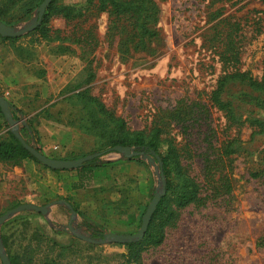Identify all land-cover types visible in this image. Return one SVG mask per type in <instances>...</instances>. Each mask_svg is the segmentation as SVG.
I'll return each instance as SVG.
<instances>
[{
  "label": "rangeland",
  "instance_id": "obj_1",
  "mask_svg": "<svg viewBox=\"0 0 264 264\" xmlns=\"http://www.w3.org/2000/svg\"><path fill=\"white\" fill-rule=\"evenodd\" d=\"M60 1L84 11L75 20L52 19L51 41L26 46L32 59L37 56L46 67L44 78L36 80L34 71L20 68L21 90L1 92L14 109L13 119L37 131L34 141L19 129L21 139L49 158L75 160L100 153L95 138L79 129V116L92 114L86 99L77 106L66 100L87 91L113 119L124 122L128 137H156L162 156L168 146L176 152L182 170L172 165L167 200H173L187 177L197 189L194 202L173 209L163 243L140 252L141 264H264V127L254 123L264 122V92L239 102L235 121L212 103L223 76L238 71L261 81L264 0H118L143 5L146 13L140 16L116 14L110 5L100 11L97 0L89 6L87 0ZM244 91L232 85L223 98ZM9 135L0 113V143ZM114 147L98 158L101 164L122 158L109 151ZM16 163L0 160V217L22 205L51 203L42 176L48 169L39 162ZM135 166L152 188L148 193L136 187V228L122 226L125 214L115 212L119 204L114 208L109 201L117 196L104 190L100 198L109 208L104 234L136 235L143 206L162 194L159 168L156 175L153 169L149 173L144 159ZM118 187L131 190L132 185L120 178ZM165 195L164 189L161 198ZM52 231L35 212L16 213L0 226V248L10 264H120L125 245L131 244L98 245L78 238L61 243ZM53 244L71 248L61 251Z\"/></svg>",
  "mask_w": 264,
  "mask_h": 264
},
{
  "label": "trees",
  "instance_id": "obj_2",
  "mask_svg": "<svg viewBox=\"0 0 264 264\" xmlns=\"http://www.w3.org/2000/svg\"><path fill=\"white\" fill-rule=\"evenodd\" d=\"M43 1L44 0H0V22L7 27H12L20 22H23L33 14L35 9L40 7ZM92 1L93 0H87V6L91 5ZM96 2L98 3V9L100 11L105 10L107 8L106 6L110 5L116 14L124 15L126 13H136V15L140 16L146 13L143 5H136L135 7L132 3L126 4L119 2L118 0H97ZM83 11L84 7H79V5H65L61 3L60 0H52V2L45 9L40 19L39 25L34 31L29 33L28 36L24 37V39H29L30 43H27V46L34 47L41 42L47 43L51 41L52 38L49 24L52 19L60 18L65 21L75 20L82 17ZM143 22L145 21L143 20ZM146 31L148 32V30ZM18 40V38L3 39V41L10 43L14 50V54H16L19 59L22 61H30L34 54L30 52L28 48L26 49V47L17 46L16 43ZM42 74H40V77ZM232 85L243 87L245 91L239 93L236 97H232V99H226L227 97L224 99L223 95L226 89ZM246 89H248L250 92L248 93V90ZM259 91L264 92V75L262 76L260 82H256L248 77V74L236 71L234 74L223 76L217 82V87L212 93V103L219 111L226 112L228 118L231 121H235L237 120L236 106L239 104V102L245 103L246 100H254V98L251 97L253 92ZM82 99H86L87 109H91L92 114H90L88 117L85 115L79 116V129L84 134L95 138L99 149L98 151L101 155H104L106 153V149L109 147H129L134 149V152L137 153V156L148 155L152 158L157 157L162 164V173L167 179L164 187L166 195L161 198L160 202L158 203V206L151 217L142 240L136 243L126 244V253L121 256L122 262L120 264H141L138 260L140 252L145 247H157L163 243L164 229L173 219V209L183 208L186 205L194 202L197 196V189L193 186V182L187 177L184 179L180 190L175 194L173 200H167L172 190V186L168 181V175L171 171V167L174 165L176 166V169L182 170L178 161V157L176 156V152L171 149L172 147L168 146L167 150L164 152L165 155L162 156L159 151V142L156 140V137L145 139L142 134L138 133L132 135V138L130 136L128 137V134L124 133V122L120 119H113L109 112L104 110L103 106L96 99L87 97V91L74 93L73 96L66 98L68 102L69 100L73 101L76 106L79 102L78 100ZM96 114L102 117L104 116L105 119L98 118ZM12 116L15 118L13 113ZM254 123L258 126L264 127L263 121L255 120ZM21 130L28 132L31 138L35 140L37 132L31 123H26V126H24ZM9 136V141L0 143L1 161L14 160L17 161L16 164H18L24 160H31L38 164V161L35 160V158L23 148L21 143L14 136ZM38 150L40 151L39 148ZM52 158L59 160H70L63 157L52 156ZM131 160L132 159H130V161ZM103 165L104 164H101L99 159H94L85 163L84 166L78 170H71L70 172L77 173L79 177L78 185L74 188H83L84 185L90 181L92 173L95 170L103 167ZM129 191L131 190H123L122 188L118 190L119 200L114 203L113 207L115 208L118 203L119 208L114 209L115 212H119L123 215L128 212V202L130 196ZM147 206L148 205L143 206V212L146 211ZM87 227L92 239H100L103 237L104 229L102 227ZM54 245L57 246L56 244H53V246ZM70 246L71 245L67 247H57L61 251H64L69 250V248H71Z\"/></svg>",
  "mask_w": 264,
  "mask_h": 264
},
{
  "label": "crops",
  "instance_id": "obj_3",
  "mask_svg": "<svg viewBox=\"0 0 264 264\" xmlns=\"http://www.w3.org/2000/svg\"><path fill=\"white\" fill-rule=\"evenodd\" d=\"M36 17L37 9L34 10L33 14L27 20L9 28H12L17 32L25 30L32 26L33 20H35ZM32 31L16 37L19 39L16 43L17 46L26 47L27 43L24 42V37ZM3 39L5 38H2L0 36V96L6 102H8L12 112V110L14 109L10 104L7 94H3L1 92H3V90H8V87L11 88L9 90V93L12 91L18 92L21 90V86L23 85V83L20 78L22 77L20 68H25L29 72L34 71L35 76L33 78L38 80V77L39 79L44 78L43 71L44 69H46V67L43 65V62L41 60L37 59V56L30 61H22L16 56V54H14L13 48L9 45L10 43L3 41ZM36 46L37 45H35L34 47ZM40 74H42L41 77ZM28 97V99L32 102L36 99V88H33L32 94L28 95ZM44 114L45 112L42 115ZM47 116H49V114L45 116L46 119ZM17 122H19V125L21 124V126H19V129H22L24 126H26V123L24 122ZM36 138L37 136L35 137V140ZM140 159L142 158H132L131 161L130 159L128 160L123 158H119L114 161L106 160L104 161L103 167L95 170L92 173L90 181L80 189L74 188L78 185L79 182L77 173L70 171L53 172L50 170H46V172H43L42 176L44 178H47V182L45 183L49 185L47 188L48 193H50V195L48 196L50 200L48 202L51 203L49 204L63 201L71 207L72 211L75 213V217L70 223L69 220L71 217V213L64 205H53L49 207L46 215L36 213V216L42 217L46 222H48V226L53 230L52 232L54 233V236L52 238H55V240L58 242L63 243V241H67V239L69 238H76L69 230V225H71V227L76 232H81L84 235H90L87 226L91 228H100L103 227V225H106L107 220H109L107 217L109 208L103 206V200L102 198H100V193H105L104 190H106L109 195H116V199L110 198L109 200L114 201L110 203H115L119 200L118 190L120 189V186L118 187V179L123 178L129 180L132 187L131 191H129L130 196L128 202V212L124 216V220L126 221L122 224V226L130 229L136 228V224L138 223L139 218L138 216L136 217V187L139 191L142 189L143 191H145L144 189H146L148 193H150L152 189L151 181L149 182V184H146L145 180L141 177V171L136 174L135 163ZM24 161L26 163L28 161V164L31 163V160ZM145 161L149 168L148 172L150 173V170L153 169L156 175L155 166L150 164L147 160ZM142 183L144 184L143 186H141ZM121 188L123 190L127 189L126 187ZM107 201L108 200L105 199V202ZM142 203H144V201ZM65 212H69V216H67L68 213L66 215ZM77 219L80 220L79 223L77 222Z\"/></svg>",
  "mask_w": 264,
  "mask_h": 264
},
{
  "label": "water",
  "instance_id": "obj_4",
  "mask_svg": "<svg viewBox=\"0 0 264 264\" xmlns=\"http://www.w3.org/2000/svg\"><path fill=\"white\" fill-rule=\"evenodd\" d=\"M51 2H52V0H44L43 1V3L37 9V17L35 20H33L32 26H30L29 28H27L25 30L17 32L12 28H9V27L3 25L0 22V36L2 38H16V37H19V36L29 32V31L34 30L39 25L40 19L43 15L45 9L47 8V6ZM0 111H1L2 115L4 116L5 120L7 121L13 136L21 143L23 148L35 158V160H37L42 166H44L47 169H50L53 171L78 170V169L82 168L85 163L101 157L100 153H94V154H91L89 156H85V157L75 159V160H59V159L49 158V157L41 154L40 152H38L35 148L26 144L21 139V137L19 135V122L15 121L13 119L12 114H11L10 105L1 96H0ZM109 151L117 153L118 155L122 156L123 159L129 160V159L136 158V157L142 158L144 160H147L153 166H155L156 171L159 168L160 181H161L162 187H163L162 194L161 195L156 194L152 198L151 202L149 203V205L146 209L145 214L142 217L140 230L138 231V233L136 235H131V236L128 235L127 236V235L110 233V234H104L103 237L98 239V240H94L90 237V235H84L81 232H76L71 227V225H69L68 228L76 238H78L84 242L90 243V244L102 245V244L112 243V242L124 244V243H133L136 241H140L144 237V234L147 230V227L149 225L151 217L154 214V212L158 206V203L161 200L162 195L164 194L165 181H164V175L162 173V164L158 160L157 157L152 158L148 155L137 156V153H135L134 150H132L129 147L116 146ZM157 164H158V166H157ZM53 205H64V206H66V208H68V210L71 213V217H70L69 222L70 223L72 222L73 218L75 217V213L72 211L71 207L68 204H66L63 201H60V202H54L52 204H48L47 206H42V207H38L35 205H31V204L19 206L15 209L5 213L4 215H2L0 217V226H2L4 224V222H6L12 215H14L16 213L35 212V213H38L41 215H46L49 207H51ZM0 260H1L2 264H10L7 257L2 253L1 248H0Z\"/></svg>",
  "mask_w": 264,
  "mask_h": 264
}]
</instances>
